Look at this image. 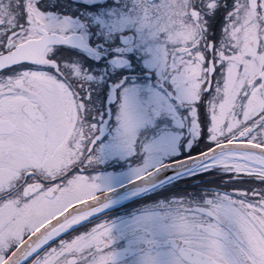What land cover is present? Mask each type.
Masks as SVG:
<instances>
[{
    "label": "snow or ice",
    "instance_id": "snow-or-ice-1",
    "mask_svg": "<svg viewBox=\"0 0 264 264\" xmlns=\"http://www.w3.org/2000/svg\"><path fill=\"white\" fill-rule=\"evenodd\" d=\"M0 264H264V0H0Z\"/></svg>",
    "mask_w": 264,
    "mask_h": 264
}]
</instances>
